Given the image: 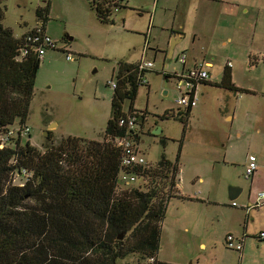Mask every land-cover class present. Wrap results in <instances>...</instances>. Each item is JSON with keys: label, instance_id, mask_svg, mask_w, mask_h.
Listing matches in <instances>:
<instances>
[{"label": "rangeland", "instance_id": "obj_1", "mask_svg": "<svg viewBox=\"0 0 264 264\" xmlns=\"http://www.w3.org/2000/svg\"><path fill=\"white\" fill-rule=\"evenodd\" d=\"M48 2L49 20L45 29L57 43V49L47 50L41 60L26 119L29 138L24 135L23 142L29 140L30 147L43 152L45 147L58 146L68 136L102 141L111 117L117 63L120 60L138 62L143 57L153 66L144 72L146 83L139 87L133 103L137 110L148 111L144 126L137 134L139 151L156 170L154 166L161 154L175 161L182 143L181 191L204 201L177 198L168 201L161 220L158 259L175 264H264V240L258 242L256 239L260 232L264 233V205L252 209L248 215L239 207L247 200L251 182L243 176L247 156L260 150V135L255 133L250 115L254 114L252 110L259 109L256 103L264 104V100L260 96L235 94L215 85L220 81L219 74L227 60H234L240 67L239 73L243 74L245 66L240 54L235 57L228 48L218 46L219 33L217 36L199 33L192 46H188L191 35L185 29H178L182 18L176 16L174 20L173 9L164 8L168 0H126L123 2L125 8L114 10L113 24L100 22L89 0H4L2 25L19 38L37 26L40 19L35 11ZM171 28L183 31L184 39L176 47V54L185 49L188 64L195 55L213 66L210 74L213 83L198 87V102L184 133L179 120L185 116L182 111L177 112L175 106V80L165 76L181 69L174 57L169 59L171 33L176 32H171ZM213 38L216 43L210 46ZM144 48L145 56L142 55ZM67 54L70 60H66ZM129 103H123L124 112L129 110ZM166 111L169 119L161 120ZM227 114L234 115V119L229 121L225 118ZM158 127L161 133L154 135ZM236 131L243 135L238 138ZM177 165L179 168L180 162ZM177 172L173 187L169 185L171 178H166L162 171L156 175L153 171L150 178L138 180L135 187L155 190L157 197L153 204L160 198L166 201L175 192L174 185L179 181ZM172 175L170 171L169 176ZM20 182L19 177L14 178V183ZM257 183L251 192L253 198L257 197V190L264 189L263 177ZM229 187L243 188L241 196L234 200L239 205L237 208L227 206L230 204ZM122 190L124 187L119 185L118 195ZM236 219H242L241 225ZM231 229L245 243L243 257L226 247L224 235ZM243 232H246L245 238H242ZM121 233L126 244L131 242L130 231L118 235ZM201 244L205 246L201 248ZM117 264H152V261L137 252L125 255Z\"/></svg>", "mask_w": 264, "mask_h": 264}, {"label": "trees", "instance_id": "obj_2", "mask_svg": "<svg viewBox=\"0 0 264 264\" xmlns=\"http://www.w3.org/2000/svg\"><path fill=\"white\" fill-rule=\"evenodd\" d=\"M3 1L0 0V136L9 129L28 127L26 119L42 60L35 49L26 45V37L35 33L34 28L17 38L2 25ZM125 1L89 0V4L100 22L113 24L114 10L125 8ZM49 6L50 2L35 11L43 29L49 20ZM26 48L28 52L23 55ZM140 65L122 60L117 63L111 117L102 141L68 136L58 146L45 147L41 152L30 147L29 140L23 142L24 135L20 134L12 135L0 148V264H117L125 255L137 252L152 264H175L162 262L157 256L161 220L168 201L199 200L180 194L176 182L173 195L153 204L155 190H141L135 187L137 181L127 184L121 179L122 172L145 181L153 171L155 175L162 171L171 178L169 185L173 187L177 170L179 176L177 163L182 143L175 161L161 154L154 166L156 170L147 160L146 165L122 167L123 148L115 143V138H135L147 119V110L133 107L139 87L146 83L143 76L147 69ZM216 86L248 93L231 82L229 72ZM126 101L130 102L129 110L124 112ZM176 111L185 116L179 120L184 133L191 109ZM133 114L136 119L132 129L120 126L119 118ZM168 114L173 115L169 111ZM163 119H169L167 111L161 115ZM25 135L29 138V131ZM161 143L165 145V140ZM24 168L29 176L21 172ZM15 177L22 182L14 183ZM119 185L124 190L118 195ZM128 231L131 242L126 244L123 234L118 233Z\"/></svg>", "mask_w": 264, "mask_h": 264}, {"label": "crops", "instance_id": "obj_3", "mask_svg": "<svg viewBox=\"0 0 264 264\" xmlns=\"http://www.w3.org/2000/svg\"><path fill=\"white\" fill-rule=\"evenodd\" d=\"M168 1L169 3L165 2L164 8L166 10L173 9L174 11L173 19L175 20L176 16H178V18L179 16L182 18V21L180 22L179 26H177L178 29L181 30L185 29L191 35V40L190 42H188V46H192L193 42H195V40L197 39V34L199 33L212 34L216 36L219 33L220 35L217 37L220 38L218 39L217 45L218 46L222 45L223 47L228 48L229 50L235 53L234 54L235 57H237V54H240L242 60L244 61L243 65L245 66V71L243 72V74L241 75L239 73L240 71L239 65L234 60L231 61L230 59L223 63L224 65L222 67L223 70H221L219 74L220 81L223 77V74L225 72H229L231 82L236 87L246 89L248 92V93L234 92L235 94L239 93L243 96L246 95L252 97L260 96L264 100V0H168ZM171 2H173V4L170 6ZM182 15H184V18ZM186 23L189 25H187ZM172 31H176V30H173V28H171V32ZM45 33H46V29H45ZM182 33L183 31H176L171 33L172 35L171 40L174 41L173 42L174 47H173L172 56L169 59L174 57L175 60L181 65V69L179 71L170 73V76H172L173 79H175L174 77L177 75V73L182 71L183 66L186 69L192 67L194 64L198 62L200 63L203 62L198 60V56L193 55V58H191L192 62L188 64V60H187L188 55L186 54L185 49H180V52L176 54V47L184 39ZM215 43L216 40L213 38L210 42V46L214 45ZM145 54H146V49L144 48L142 55L145 56ZM182 54L187 56L184 65H182L178 61V58ZM142 61H144L143 57L138 62L141 63ZM228 61L231 62L232 66L226 65ZM204 63L207 64V70L209 72V80L206 81L207 83L204 82L202 84H198L197 89L202 85H210L211 83H213L210 75L213 66L210 62H204ZM236 77H240L242 80H238ZM243 82L244 84H240ZM216 84L218 83H215V85ZM197 89L195 91L196 96H197ZM256 105L258 106L259 109L252 110V113L254 114H251L250 116L252 118V123L255 126V133L260 135L259 145H258L260 146V150L258 151L257 154L249 153L248 156L252 155L256 158L258 167L257 169H255V171L249 178L251 180L249 185V193L247 196V200H245L243 206L248 205L250 202H253L254 199H256V196L253 198V196L251 195L252 194L251 192H253V188L255 189L253 185L255 186V184H258L257 182L262 177L264 181V104L256 103ZM193 108H191V113ZM225 118L229 119L230 121L234 119V115L233 117H230L229 114H227ZM241 135H243V132L236 131V136L238 138L241 137ZM137 137L138 136L136 135V139ZM179 162H180L179 176H178L179 181L176 184V188L179 190L180 194L184 195L183 192L181 191L182 181L180 179V177L183 179L181 157ZM258 169L260 170V172H258ZM199 181L201 182L202 179H200ZM241 189L242 190L236 199H238L243 193V188ZM260 192H264V189H261L259 191L257 190L255 194ZM191 197H195V196H191ZM251 197L253 199H251ZM196 198L199 200L197 202H204L200 200L201 198L199 197ZM205 202H208V200H205ZM227 206L231 208H237V206L239 205L233 207L230 203ZM236 222L239 225H241V222L243 221L242 219L239 221L236 219ZM233 231L235 230L231 229L225 232L224 240H225V236L228 234L234 235L236 238H241L239 237V235H235ZM242 235H243L242 238H245L246 232H243ZM256 239L258 242L262 241L259 239V235L257 236ZM204 246H205L204 244H201L200 247L203 248ZM244 247L246 246L243 241L242 251L238 252L242 257H243Z\"/></svg>", "mask_w": 264, "mask_h": 264}, {"label": "built area", "instance_id": "obj_4", "mask_svg": "<svg viewBox=\"0 0 264 264\" xmlns=\"http://www.w3.org/2000/svg\"><path fill=\"white\" fill-rule=\"evenodd\" d=\"M35 33L32 36L26 37V45L28 48L35 49L37 52V56L42 59L43 56L45 55L47 50L50 49H57V43L53 40H51V37L46 35L45 29L40 24H37V26L34 28ZM28 48L23 50L22 54L24 55L25 53L28 52ZM66 60H70L71 57L70 55L65 56ZM187 56L182 54L179 58L178 61L184 65L186 62ZM227 66H232L231 62L226 63ZM153 66L152 62H141L140 68L141 69H150ZM175 79V87H176V92L177 94V99L175 100V106L177 109H191L195 105H197L198 102V97L196 96V89L198 84H202L206 81L209 80V72L207 70V64L204 62H198L194 64L190 68H184L181 72L177 73V75L174 77ZM116 87V83L113 82L112 88ZM135 119L136 116L133 114V116H129L127 118H119V124L120 126H126L128 128H133L135 126ZM29 128L24 126V127H18V128H13L7 130L6 133L2 134L0 137V148H3L6 146V143L9 141V138L13 135H20V134H27ZM136 138V136H135ZM135 138L132 137H122V138H115V143L119 145V147H122V152H123V157H122V167L127 168L128 166L131 165H146V158L144 155L139 151V147L136 143ZM258 165L256 162V158L252 155L248 156V165L247 169H245V174L244 178L249 179L255 169H257ZM22 173L25 174V176H29L28 172L24 169L21 170ZM121 179L125 183H130V182H136L139 179L136 178L133 174L131 173H125L122 172L121 174ZM231 205L237 206L235 201L230 202ZM264 204V192L258 193L256 199L253 202H250L248 205L240 206L244 211L247 213L250 212L252 209H259ZM259 239L264 240V233L261 232L259 234ZM225 243L226 247L228 249L235 250L237 252L242 251L243 247V240L241 238H236L234 235H226L225 236Z\"/></svg>", "mask_w": 264, "mask_h": 264}, {"label": "water", "instance_id": "obj_5", "mask_svg": "<svg viewBox=\"0 0 264 264\" xmlns=\"http://www.w3.org/2000/svg\"><path fill=\"white\" fill-rule=\"evenodd\" d=\"M66 39L68 40V38H66ZM69 39H71V38H69ZM173 42H174V41L170 42V47H169V57H171V56H172V53H173V47H174ZM49 128H50V127H49ZM49 131H50V130L46 131V132L44 133V135H45V136H48ZM160 133H161V129H160L159 127L156 128V129L153 131V134H154V135H159ZM241 190H242V189H241L240 187H229V188H228V197H229V201L235 200V199L239 196ZM119 238L121 239V238H122V235H120Z\"/></svg>", "mask_w": 264, "mask_h": 264}, {"label": "clouds", "instance_id": "obj_6", "mask_svg": "<svg viewBox=\"0 0 264 264\" xmlns=\"http://www.w3.org/2000/svg\"><path fill=\"white\" fill-rule=\"evenodd\" d=\"M150 62V61H149Z\"/></svg>", "mask_w": 264, "mask_h": 264}]
</instances>
